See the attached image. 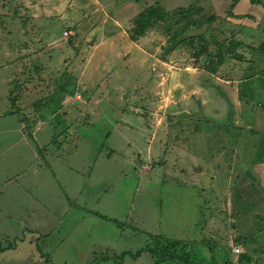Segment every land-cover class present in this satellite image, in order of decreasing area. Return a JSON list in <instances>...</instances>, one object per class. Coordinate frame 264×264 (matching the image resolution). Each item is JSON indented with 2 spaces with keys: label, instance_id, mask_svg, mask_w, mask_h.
Wrapping results in <instances>:
<instances>
[{
  "label": "rangeland",
  "instance_id": "rangeland-1",
  "mask_svg": "<svg viewBox=\"0 0 264 264\" xmlns=\"http://www.w3.org/2000/svg\"><path fill=\"white\" fill-rule=\"evenodd\" d=\"M6 1L0 129L45 146L0 134V264H264L262 103L222 87L264 94V0Z\"/></svg>",
  "mask_w": 264,
  "mask_h": 264
},
{
  "label": "crops",
  "instance_id": "crops-1",
  "mask_svg": "<svg viewBox=\"0 0 264 264\" xmlns=\"http://www.w3.org/2000/svg\"><path fill=\"white\" fill-rule=\"evenodd\" d=\"M1 1V0H0ZM5 2H7L6 0H5ZM0 8L2 9V5H0ZM0 9V10H1ZM9 14H11V13H9V12H7V11H0V33H2V35H3V33H8V31H9V33L11 32V30H7V28H8V26H6L7 24H5V26H1V24H4V23H2V21L3 20H5L6 21V19L8 18V16L7 15H9ZM4 15V16H3ZM10 17V16H9ZM10 28V27H9ZM2 42H4V44L2 43ZM5 43H6V45H7V40H6V38H4V39H2V38H0V57H3V56H5V52L7 51V46L5 45ZM9 50V49H8ZM2 54H4V55H2ZM2 55V56H1ZM1 59V58H0ZM3 60V59H2ZM0 66H2L1 64H0ZM245 79V78H244ZM1 80V79H0ZM241 80H243V79H241ZM241 80H239V81H236V83H235V85H233L232 86V83L231 82H229V81H225V82H229V84H223L222 85V87H223V91L225 92V94H235L237 97L239 96L240 98H242V99H246V98H244V97H242V96H240V94H239V91H238V83L241 81ZM233 82H235V81H233ZM219 90H217V92H218ZM6 94H7V90L5 89L3 92H2V94H0V101L2 102V105H4L2 108H4L6 105H8L9 104V101H8V97L6 96ZM203 94H205V92H203ZM210 94V93H209ZM214 94V93H213ZM215 94H217V93H215ZM221 94V93H220ZM218 97H220L219 98V100L220 99H222V97L221 96H218ZM217 98V97H216ZM218 100V101H219ZM252 100H255V101H257L258 103L257 104H261V106H263V107H261L260 106V111H258L257 112V115L259 116V122H261V123H259V127H260V129L259 130H257V131H259V133H264V94H254V98L252 99ZM252 100H247V101H249V102H251ZM221 101V100H220ZM252 103V102H251ZM1 109V108H0ZM2 133H7V134H10V135H12V139H13V141L11 142V147H13V148H17L19 145H20V143L21 144H25V146L26 147H29L30 146V140L32 139L37 145H36V147L35 148H37L38 150H40L41 149V147H43V146H45L44 144H42L41 142H40V140H39V136L37 137V136H35V134L33 135V134H30V130H27L26 128H25V125H22V124H18V125H10V126H8V127H4V128H2V129H0V134H2ZM31 135H32V137H31ZM257 153L258 152H256V154L254 155V158H253V162H251V168H249V170L251 171V173H253V175H255V177H257L258 179H261V188L264 190V159H259L258 158V156H257ZM231 159V158H230ZM226 161L227 162H230V161H228L227 159H226ZM216 166V165H215ZM142 178V177H141ZM182 178H188V177H186V176H183ZM139 181V180H138ZM142 182V181H141ZM141 182H137V187H139L140 186V184H141ZM10 184H11V182H9ZM188 185L187 186H189V184L190 183H187ZM188 188H191L190 186L188 187ZM193 188V187H192ZM67 194L69 195V193L67 192ZM29 197V194H27V198ZM60 197V196H59ZM261 206H264V198H263V200H262V202H261ZM260 206V207H261ZM262 208V207H261ZM264 211V210H263ZM12 213V214H9V213ZM10 212H8L7 213V217L8 218H10L9 219V221L12 223L11 224V226L13 227L14 225V227H21V231L23 232L24 231V229H25V227L24 226H28L27 224V222L25 223L23 220H21L19 217H21L22 215L24 216V214H22L21 216H19L20 214H16V212H14V210H10ZM96 213V212H95ZM103 218H107V219H109L108 217H106V216H102ZM26 218H28L27 220H28V222L30 221V215H28L27 214V216H26ZM56 220V219H55ZM18 222H21V224L19 225V223ZM24 227H22V226ZM21 232V233H22ZM7 235H10V234H7ZM3 236H1L0 237V239L2 238ZM157 237H160V236H155V237H153V238H157ZM151 238H152V236H151ZM150 238V239H151ZM163 238H167V237H163ZM169 239V238H168ZM170 240H175V241H181V242H186V241H184V240H181V239H170ZM1 241H0V245H1ZM146 245H148V243L146 244ZM157 247L156 246H154V247H152V248H148L147 246H145L144 245V247L143 246H140L139 247V249L138 250H136L135 252H134V254L131 252V251H129V250H122L120 253V255H117L118 256V263H116V264H123L124 263V260H125V258L130 254L131 256H133L134 257V259L135 260H137V259H139V257L141 256V254H143L144 252H147V253H150L151 254V257L154 259L155 258V264H157V259H158V254L156 253L157 251H152L153 249L154 250H157L156 249ZM240 249V248H239ZM10 250H11V248H10ZM262 250L264 251V246H262ZM215 252L213 253V255L212 256H216L217 255V253H218V251H219V248H216L215 250H214ZM255 251H256V249H255ZM236 255L237 254H240L241 253V249H240V251L239 252H236V250H235V252H234ZM158 256V257H157Z\"/></svg>",
  "mask_w": 264,
  "mask_h": 264
},
{
  "label": "trees",
  "instance_id": "trees-1",
  "mask_svg": "<svg viewBox=\"0 0 264 264\" xmlns=\"http://www.w3.org/2000/svg\"><path fill=\"white\" fill-rule=\"evenodd\" d=\"M156 13V12H155ZM155 13H152V14H155ZM151 17L149 16V14H143L142 16V21H144L143 23H148V21H150ZM144 25V24H143ZM179 42H175V44L178 45ZM238 43L237 44H234L233 42H231V45H230V54H233L237 49H238ZM259 81V85H261V87L264 85V75L262 77H260L258 79ZM256 87V81H255V77L253 76H250V77H246L245 79L241 80L239 83H238V91H239V94L240 96L246 98L247 100H252L254 98V92H253V88ZM257 156L259 159H264V137L261 141V148H260V151L257 153ZM1 248V246H0ZM152 251H156V250H152ZM169 254L166 252V251H162L161 253L158 254L159 257H165V256H168ZM171 256L173 258H176L177 256L174 255V254H171Z\"/></svg>",
  "mask_w": 264,
  "mask_h": 264
},
{
  "label": "built area",
  "instance_id": "built-area-1",
  "mask_svg": "<svg viewBox=\"0 0 264 264\" xmlns=\"http://www.w3.org/2000/svg\"><path fill=\"white\" fill-rule=\"evenodd\" d=\"M239 251H240V249H239V248H237V249H236V252H239Z\"/></svg>",
  "mask_w": 264,
  "mask_h": 264
}]
</instances>
